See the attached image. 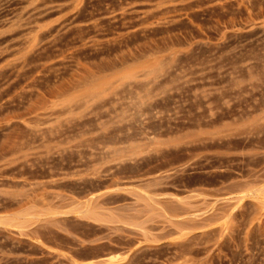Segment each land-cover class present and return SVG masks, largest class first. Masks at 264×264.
<instances>
[{
	"label": "rangeland",
	"instance_id": "1",
	"mask_svg": "<svg viewBox=\"0 0 264 264\" xmlns=\"http://www.w3.org/2000/svg\"><path fill=\"white\" fill-rule=\"evenodd\" d=\"M0 264H264V0H0Z\"/></svg>",
	"mask_w": 264,
	"mask_h": 264
}]
</instances>
